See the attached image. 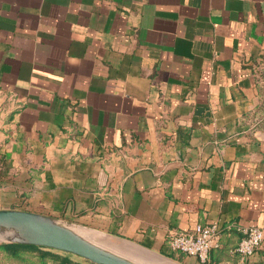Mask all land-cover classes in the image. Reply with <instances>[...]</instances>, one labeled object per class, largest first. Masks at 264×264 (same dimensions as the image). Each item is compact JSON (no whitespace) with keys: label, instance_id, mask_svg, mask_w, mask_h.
I'll return each mask as SVG.
<instances>
[{"label":"crops","instance_id":"obj_1","mask_svg":"<svg viewBox=\"0 0 264 264\" xmlns=\"http://www.w3.org/2000/svg\"><path fill=\"white\" fill-rule=\"evenodd\" d=\"M263 67L264 0H0V209L167 257L216 225L206 264H264L236 252L264 227Z\"/></svg>","mask_w":264,"mask_h":264},{"label":"water","instance_id":"obj_2","mask_svg":"<svg viewBox=\"0 0 264 264\" xmlns=\"http://www.w3.org/2000/svg\"><path fill=\"white\" fill-rule=\"evenodd\" d=\"M108 233L59 217L21 209H0V244L35 245L76 255L89 264H181L133 241L120 239L131 252L107 243ZM113 238V237H112ZM146 256V257H145ZM149 257V258H147Z\"/></svg>","mask_w":264,"mask_h":264},{"label":"built area","instance_id":"obj_3","mask_svg":"<svg viewBox=\"0 0 264 264\" xmlns=\"http://www.w3.org/2000/svg\"><path fill=\"white\" fill-rule=\"evenodd\" d=\"M244 234L236 252L243 258L251 256L264 243V227L249 225L239 227ZM171 250L196 257L206 264L213 249L221 247V232L216 225L198 224L192 232H176L169 240Z\"/></svg>","mask_w":264,"mask_h":264},{"label":"trees","instance_id":"obj_4","mask_svg":"<svg viewBox=\"0 0 264 264\" xmlns=\"http://www.w3.org/2000/svg\"><path fill=\"white\" fill-rule=\"evenodd\" d=\"M219 250L213 249L210 252V259L213 252ZM6 255L9 259L21 261L24 264H71V261L51 250L44 249L35 245H20V244H0V254ZM182 255H169L175 259L182 260ZM211 262V260H210Z\"/></svg>","mask_w":264,"mask_h":264},{"label":"rangeland","instance_id":"obj_5","mask_svg":"<svg viewBox=\"0 0 264 264\" xmlns=\"http://www.w3.org/2000/svg\"><path fill=\"white\" fill-rule=\"evenodd\" d=\"M261 73H260V76L262 77V80H261V83L263 85V91H264V67L260 70ZM107 243H109L110 245L114 246V247H118V245L116 243H114L113 241H109L107 240L106 241ZM119 248V247H118ZM172 259H174L175 261H177V259L171 257ZM166 260V259H165ZM167 261V260H166ZM156 262H159V261H155ZM178 262V261H177ZM0 264H24L22 263L21 261H16V260H3V261H0Z\"/></svg>","mask_w":264,"mask_h":264},{"label":"bare ground","instance_id":"obj_6","mask_svg":"<svg viewBox=\"0 0 264 264\" xmlns=\"http://www.w3.org/2000/svg\"><path fill=\"white\" fill-rule=\"evenodd\" d=\"M120 249H123V250H125V251H129V252H131L132 251V249H130L128 246H125V247H123V246H118ZM146 257V256H145ZM147 258H149V257H147ZM153 258V260H159V262H156V263H160V262H162V263H160V264H167L168 263V261H166L165 260V258H163V257H152ZM155 262V261H154Z\"/></svg>","mask_w":264,"mask_h":264}]
</instances>
